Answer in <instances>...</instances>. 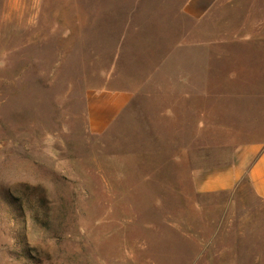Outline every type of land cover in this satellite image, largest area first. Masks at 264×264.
<instances>
[{
    "label": "rangeland",
    "instance_id": "rangeland-1",
    "mask_svg": "<svg viewBox=\"0 0 264 264\" xmlns=\"http://www.w3.org/2000/svg\"><path fill=\"white\" fill-rule=\"evenodd\" d=\"M186 2L0 0V264H264V201L192 179L264 140V0Z\"/></svg>",
    "mask_w": 264,
    "mask_h": 264
},
{
    "label": "crops",
    "instance_id": "crops-1",
    "mask_svg": "<svg viewBox=\"0 0 264 264\" xmlns=\"http://www.w3.org/2000/svg\"><path fill=\"white\" fill-rule=\"evenodd\" d=\"M229 0H187L185 13L199 24L208 18L216 22L222 17L221 6ZM221 17V18H220ZM132 89H103L90 103L91 120L102 128L113 122L131 106L135 98ZM193 124H205L215 113L193 105ZM163 115H167L166 111ZM195 190L202 194L234 193L243 182L249 185L252 195L264 201V140L243 143L234 147L228 160L222 164L198 166L192 171Z\"/></svg>",
    "mask_w": 264,
    "mask_h": 264
}]
</instances>
